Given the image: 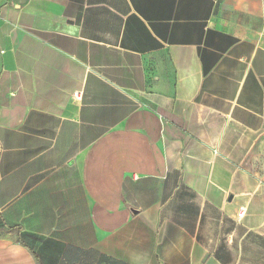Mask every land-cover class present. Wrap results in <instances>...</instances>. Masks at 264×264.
<instances>
[{
  "label": "crops",
  "instance_id": "obj_1",
  "mask_svg": "<svg viewBox=\"0 0 264 264\" xmlns=\"http://www.w3.org/2000/svg\"><path fill=\"white\" fill-rule=\"evenodd\" d=\"M0 264H264V0H0Z\"/></svg>",
  "mask_w": 264,
  "mask_h": 264
},
{
  "label": "built area",
  "instance_id": "obj_2",
  "mask_svg": "<svg viewBox=\"0 0 264 264\" xmlns=\"http://www.w3.org/2000/svg\"><path fill=\"white\" fill-rule=\"evenodd\" d=\"M74 97L77 98V99H80V98H81V92H80V91L75 92V93H74ZM244 210H245L244 207H242V208H241L242 213H243ZM242 213H241V214H242Z\"/></svg>",
  "mask_w": 264,
  "mask_h": 264
}]
</instances>
